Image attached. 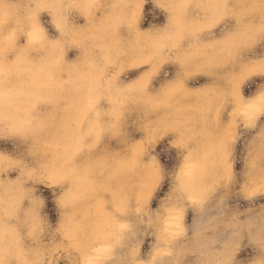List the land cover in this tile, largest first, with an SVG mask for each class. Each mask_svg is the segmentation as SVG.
Returning a JSON list of instances; mask_svg holds the SVG:
<instances>
[{
	"label": "clouds",
	"instance_id": "1",
	"mask_svg": "<svg viewBox=\"0 0 264 264\" xmlns=\"http://www.w3.org/2000/svg\"><path fill=\"white\" fill-rule=\"evenodd\" d=\"M0 264H264V0H0Z\"/></svg>",
	"mask_w": 264,
	"mask_h": 264
},
{
	"label": "rangeland",
	"instance_id": "2",
	"mask_svg": "<svg viewBox=\"0 0 264 264\" xmlns=\"http://www.w3.org/2000/svg\"><path fill=\"white\" fill-rule=\"evenodd\" d=\"M133 75H134V73H133Z\"/></svg>",
	"mask_w": 264,
	"mask_h": 264
}]
</instances>
